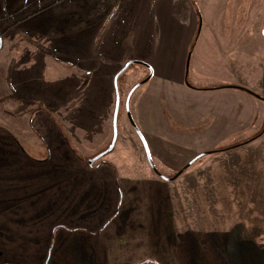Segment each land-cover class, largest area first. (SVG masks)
Listing matches in <instances>:
<instances>
[{"label": "rangeland", "instance_id": "374dc122", "mask_svg": "<svg viewBox=\"0 0 264 264\" xmlns=\"http://www.w3.org/2000/svg\"><path fill=\"white\" fill-rule=\"evenodd\" d=\"M23 1L28 0H0L3 10L0 13V83L3 85L0 87V151L5 154L2 165L8 167L9 160L15 162L13 156L17 151L33 157L34 166L49 171H44L41 184L50 178L51 190L48 181L41 187L43 191L37 192V196L50 195V199L40 202L48 220L38 221L36 216L34 220L24 206L16 207V200L6 198L8 181L7 175L3 176L0 210L4 216L0 218V226L9 234L6 240L25 243V234H49L52 226L58 230L81 225L83 234L92 230L91 234H97L96 255L91 254V262L94 258L95 264H264V102L233 89L237 92L235 96L239 93V99H227L230 102L224 104L222 116L214 120L211 115L209 126L211 130L223 127L226 135L216 143L210 142L209 149L206 148L210 140L205 137L207 140L197 145L201 152L197 151L196 157L216 152L199 158L179 178L165 180L151 168L142 141L131 126L133 119L140 131L133 95L128 103L133 88L154 71L155 49L170 32L171 22L164 21L157 13L159 0H129V4L127 0H118L113 5L119 6L114 9L109 3L104 5V0H98L99 12L110 13V23L105 25L95 45L100 54H105L104 72L112 70L110 63L121 67L134 64L116 82L115 78L111 84L109 80L108 90L98 79L101 87L93 96L84 94L82 89L89 91L85 84L84 88H78L81 95L64 94L67 77L58 76L56 71V47L49 49L51 74L46 69L44 77L39 76L41 59L35 54L48 49L33 46L42 38L34 30L40 16L10 13ZM191 1L200 26L204 22V31L193 41L191 50L195 52L191 56L193 60L202 58L204 75L223 77V83H230L229 62H234L236 68L240 65L235 83L264 98V0ZM45 2L42 4L52 8L57 0ZM88 4L89 0H64L55 7L65 14L72 7H89ZM86 7L80 8L82 13L89 12ZM209 20L217 30L207 35ZM219 35L222 38L231 35L226 51L222 48L223 41L218 40ZM79 65L72 67L76 73L72 74L75 76L72 82L82 85L79 76L83 70L78 69ZM19 75L23 76L22 80ZM37 75L40 80L34 79ZM53 75L58 77V82L53 78L52 84ZM14 81L20 87L13 88L10 83ZM209 81L210 85L215 82L213 78ZM29 84L39 85L33 88ZM73 96L79 97L74 104ZM117 101L115 149L90 166L89 162L107 151L112 143ZM238 102L241 108L236 110V119L229 120L226 118L230 115L229 108ZM154 110L145 115L149 120L148 130L171 131L174 138L181 134L195 136L194 123L200 122L191 123L190 119L208 115L205 102L184 106L179 101L170 107L158 102ZM52 136L56 141L62 138V142L48 144ZM55 146L59 147L53 149ZM195 146L191 137L186 143L187 151H193ZM150 156L154 167L169 179L196 158L177 169L151 153ZM1 168L0 165V172ZM26 179L30 181L29 176ZM38 188L35 184V191ZM78 209L82 210L81 221L74 218L80 215ZM87 212L92 216L85 218ZM104 223L108 224L97 232ZM59 234L55 231L51 234L55 238L50 254L30 256L34 258L33 264H41L43 259V264H70L71 257H75L76 264L91 263L89 254L73 257L72 246L68 254L69 246L64 249V255L63 250L56 252ZM17 259L19 256L7 258V263L18 264Z\"/></svg>", "mask_w": 264, "mask_h": 264}, {"label": "crops", "instance_id": "0c3cea01", "mask_svg": "<svg viewBox=\"0 0 264 264\" xmlns=\"http://www.w3.org/2000/svg\"><path fill=\"white\" fill-rule=\"evenodd\" d=\"M45 1L48 0H28L18 2V5H15L17 6L16 10L10 12L11 14L16 15H20L23 13L26 15L32 14V16L34 17L40 16V18L36 22L37 26H35L34 30L40 32L38 35L41 34L42 38L41 40L37 39L39 43L33 46H42L48 49L46 51H36L35 57L37 56L41 59L42 66L39 76L44 77L46 69H48L51 74V53L49 52V49L51 47H56L58 53V58L55 59L57 60L56 71L59 72L58 76L61 75L62 77V74H64L67 77L68 87H66L65 89V95L73 94L78 96L83 94L79 93V89L84 88L83 85L85 84L89 91L87 92L85 88L82 89L84 94L88 93L89 95L93 96L94 94H97L98 88L101 87L99 85L98 79L101 81V84H104L103 88H106L107 85L108 90V87L110 86L114 78L125 67L119 66L118 63H116L115 66L113 65V63H110L112 70H109V73L106 74L104 72L105 69H103L102 67L106 62L104 59L105 54L104 52H101V56V54L97 50L98 48L96 49L95 47V45L97 46V41L99 40V34L104 29L105 25L110 23V13L99 12L100 10L97 9L98 0H89V7H72L65 14H63L62 11H59V9L61 8L55 7L58 4H62V1L64 2V0H57V3L52 8L48 7L47 5H43L44 3H47ZM127 1L129 4V0ZM42 2L44 3L42 4ZM115 2H118V0H110L109 2L108 0H104V5L105 3H109L111 5L110 7L114 9L118 5L117 3L116 6L113 5L115 4ZM39 4L41 5V7H39ZM84 7H86L89 12L82 13L80 8ZM34 9L36 11H34ZM158 11V15L161 16V18L163 17L164 21L168 23L171 22L170 32L164 38L163 42L160 41L157 48L155 49V60L153 61L154 71L150 74V79L146 83L141 85L142 87L140 86V89L138 88L134 92L132 102L134 112L138 120H140L141 122V125L138 127L143 134L145 141H147L146 144L149 152L157 160H162L165 164L169 162L172 167H176L178 169L182 168L190 161H192V159L198 155L196 153L197 151L201 152V150H198L199 147L197 145L202 144L203 140H207L205 137H209L210 141L207 142L208 148H206L209 149L210 142L214 141V143H216L217 141H219V138L226 135L223 127H219L213 130L209 128L211 115L214 120L219 119V116H222L224 112V104L226 102H230L226 100L234 98L239 99V97H237L239 93L237 94V96H235L237 92H235L232 88L225 87L239 86V84L237 85L235 83L234 76L237 73V69L239 70V73L237 74H240V65L236 68V64L234 62L228 61V70L230 72V78H232L231 80H229L230 83H223V81L225 80L223 77H206L203 73V67L205 63L203 62L202 58L197 57L193 60L191 56L192 52H195V50H191L192 48H194V46L192 45L195 37L200 35L204 31V22L200 26V20L192 1L159 0ZM0 13H3V10L1 8ZM73 16H78V18H75ZM206 27L207 35L211 34L215 30L213 23H211V20L207 22ZM31 29H33V27ZM38 35L35 36L38 37ZM230 37L231 35H225L223 38L219 35L218 37V40L223 41L222 48H224V50L225 47L228 46ZM75 40L77 44H74ZM76 63L80 64L78 66V69H80L81 71L83 70V75L79 76L83 79L82 85L80 84L81 86L72 82V79L75 77L72 76L73 72L76 75L75 69H73L72 67ZM84 73L88 74V76ZM239 76L240 75H237V78H239ZM0 77L2 78V76ZM10 77L13 78V74ZM25 77V79L28 80V75ZM53 78H56L58 82V77H55V75H53V77H51L52 84ZM212 78L215 82L213 83V85H210L209 79ZM19 79L22 80L23 76L19 75ZM34 79L40 80V78H38V75ZM109 80L111 82L110 84H107ZM145 80H147V78ZM1 84L2 83H0V87L2 88L3 85L1 86ZM10 84L13 85V88L20 87L18 81L11 82ZM29 85L33 86L34 88L35 85L39 84ZM41 86L44 87L43 84ZM41 86L39 87V91H41ZM219 87L222 88L219 89ZM105 93L107 92L105 91ZM73 97L75 98L73 101L74 104V102L77 101L79 97ZM179 101H182V104L184 106L194 103L200 104L204 102L207 104L208 110L206 112L208 113V115H203L202 118L190 119L191 123L200 122L199 124L194 123L196 129L194 133L195 136L191 135L192 139L196 143L193 151H187L186 143L191 141V137H189L188 135L181 134L179 138H174V135L171 131L160 133L156 130H148V125L146 124L149 122V120L145 115L149 112H155L154 108L158 102L162 104L165 102L167 107H170L172 106V104H178ZM240 108V102H238L237 104L234 103L233 107L229 108L230 115H228L226 118H229V120H235L236 110L238 111ZM204 128L205 132L203 131ZM212 136L215 137L214 140L211 139ZM42 137L43 135H41L40 137L41 140L43 139ZM61 139H57L56 141L54 136H52L51 138H49L48 144L51 142H57L60 144L62 142ZM172 143H174V145ZM44 144H47V141ZM58 147L59 146H55L53 147V149H57ZM47 148L49 153L51 154L50 146H48ZM189 152L190 155L187 156ZM14 154L15 155L13 157L15 159V162H12L11 160L7 162L4 159L8 163V167H4L2 165V161L3 158H5V154L1 153L0 151V165L2 166L0 172V184H2L3 176L7 175L6 179L8 181V185L6 187V198L10 197L11 199L16 200V207L24 206L26 208V211L29 212V215L33 217L34 220L36 216L38 217V221L45 222V220H48V218L44 215L42 211L43 209H40L44 206H41L40 202L43 201L44 203L47 199H50V195H48V198L46 196H37V192H42L43 190H41V187L46 185L48 181V188L49 190H51L50 178H47L43 182V184H41V179L44 171L45 173L46 171H49L44 170L43 167L34 166L35 159L33 157H28L25 153H19V151H17V153L15 152ZM77 164L80 165V162H78ZM78 171H80V168H78ZM26 176L30 177V181L26 179ZM35 184L39 185V188L36 191ZM1 186L0 196L2 197ZM30 192H35L33 193L35 195L27 196L26 194ZM79 207L80 206H78V208ZM78 212L80 215H75L74 218H78L81 221L83 217L82 210L78 209ZM3 216V211L0 210V218H2ZM84 216L85 218H87L91 217L92 215L91 212H87ZM44 218L46 219L44 220ZM95 218L96 214L94 220ZM64 226L68 227L67 224ZM51 228L52 231L49 232V234H25L23 238L25 239V243H17L8 242L5 236L9 234H6L5 229L0 226V233L1 231L5 232L4 235L0 234V264H8L7 258L16 259V256H19V259H17L15 263L33 264L34 258H30L31 255L50 254L52 248V240L55 238L51 235L53 234V231H55L56 234L61 232V234L57 236L58 240L56 252H58L59 250H63L64 255V249H66V246H69L66 251V254H68V252L70 251L69 249H71L72 246L73 251L72 253L70 252V254H73V257L76 255H81L82 257L83 255L89 254V263L91 262V254L93 253L96 255L95 245L97 234H91V232H94V230L90 231V234H83L81 225H79L80 229H67L59 227V229L57 230V228H55L54 226H52ZM72 232H78V234H67ZM20 255L25 257L21 258ZM44 260L45 259H43L42 261ZM93 260L94 262H91L90 264H95L96 261L94 258ZM42 261H40L39 263L43 264ZM70 264H76L75 257L74 259L71 257Z\"/></svg>", "mask_w": 264, "mask_h": 264}, {"label": "water", "instance_id": "95a60500", "mask_svg": "<svg viewBox=\"0 0 264 264\" xmlns=\"http://www.w3.org/2000/svg\"><path fill=\"white\" fill-rule=\"evenodd\" d=\"M132 64H134V63H133V62L128 63V64L123 68V70H121V71L117 74V76L115 77V79H116L115 82H116L117 79L120 77V75H121L125 70H127V68H128L130 65H132ZM149 79H150V77L147 78V80H145L144 82H141L140 84L136 85V86L133 88V90H132V92H131V94H130V96H129L128 103H129V101L131 100V97H132L133 93H134V92H135V91H136L141 85H143L144 83H146ZM118 110H119V101H117V106H116V110H115L114 118H113V140H112V143H111V145H110V147L108 148L107 151H105L104 153L100 154L98 157L94 158L91 162H89V163H90V166H92V165H93L95 162H97L100 158H102L103 156H105V155L111 153V152L115 149V146H116V143H117V140H118V128H117ZM131 123H132V125H133L134 128H135L136 126H135V123L133 122V119H132ZM136 129H137V127H136ZM144 144H145V143H144ZM144 147H145V150H146V153H147V157H148L149 163L152 165V167H153V169L155 170V172H157V174H159V172L156 170V168L154 167V165H153V163H152L151 156H150V152H149V149H148V147H147V144H145ZM212 153H214V152H211V153L209 152V153L202 154V155L199 156V158L203 157L204 155L212 154ZM197 158H198V157H197ZM195 160H196V159H195ZM195 160H193L192 162H195ZM192 162H191V163H192ZM160 176H161L163 179H165V180H171V179H169V178L164 177V176L161 175V174H160Z\"/></svg>", "mask_w": 264, "mask_h": 264}, {"label": "trees", "instance_id": "16d2710c", "mask_svg": "<svg viewBox=\"0 0 264 264\" xmlns=\"http://www.w3.org/2000/svg\"><path fill=\"white\" fill-rule=\"evenodd\" d=\"M225 88H232V89H234V90L244 92V93L249 94V95H251L252 97L256 98L257 100H259V101H263V102H264V98H263L262 96L258 95L257 93L253 92V91L250 90V89H247V88H244V87H241V86H230V87H225ZM132 126H133V125H132ZM135 126H136V124H135ZM133 128H134V126H133ZM134 130L136 131V133H137L138 136L140 137V140L142 141V144L145 145L146 143H145V141H144V139H143V137H142L140 131L138 130V128L136 129V127H135ZM144 143H145V144H144ZM214 153H215V152H214ZM198 159H199V158H196L195 162H196ZM195 162L189 163V164H188L187 166H185L181 171L174 173V176L171 177L170 179H171V180H175V179L179 178V177H180V176H181V175H182L187 169H189V168H190ZM152 163H153V162H152ZM149 164H150V163H149ZM150 166H151V164H150ZM151 168H152V166H151ZM152 169H153V168H152ZM153 170H154V169H153ZM156 170L160 172V173L158 174L159 176H160V174L163 175V173H161L160 170H158L157 168H156ZM115 178L117 179L116 181L118 182V178H117V177H115ZM169 181H170V180H169ZM107 224H108V223H104V224H102V225L97 229V232H100V231L102 230V228H104Z\"/></svg>", "mask_w": 264, "mask_h": 264}]
</instances>
